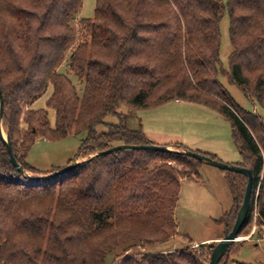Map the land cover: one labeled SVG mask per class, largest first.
<instances>
[{
    "label": "trees",
    "instance_id": "obj_1",
    "mask_svg": "<svg viewBox=\"0 0 264 264\" xmlns=\"http://www.w3.org/2000/svg\"><path fill=\"white\" fill-rule=\"evenodd\" d=\"M82 1L0 0L1 128L24 171L13 167L0 138V264H105L109 254L110 264H209L213 244L142 253L177 234L181 180L196 175L201 163L144 150L89 159L116 145H153L141 130L127 128L121 106L148 110L170 101L204 106L229 123L242 159L237 166L252 171L250 206L239 235L254 210L257 224L264 225V124L241 109L217 79L219 73L227 76L264 109V0H95L93 19H79L76 29ZM225 13L232 48L227 71L219 66ZM48 88L53 128L47 111L33 107ZM107 117L119 123L98 134L95 128ZM81 133L86 137L67 163H81L77 168L46 178L62 168L42 172L27 163L38 139ZM225 178L235 206L216 222L230 231L247 181L230 172ZM240 246L232 244L225 260Z\"/></svg>",
    "mask_w": 264,
    "mask_h": 264
},
{
    "label": "rangeland",
    "instance_id": "obj_2",
    "mask_svg": "<svg viewBox=\"0 0 264 264\" xmlns=\"http://www.w3.org/2000/svg\"><path fill=\"white\" fill-rule=\"evenodd\" d=\"M221 1L223 4L226 3V0ZM94 9L95 0H83L73 26L76 29L79 28L78 21L81 18L93 19ZM228 23V16L225 13L219 25V66L226 71L228 70V57L232 50L228 36ZM78 39L79 37L76 35L75 41L77 42ZM59 71L64 74L65 67L62 66ZM68 77L78 89H81L74 75L69 74ZM217 79L241 109L258 115L264 124V109L257 102L247 98L236 84L228 80L227 76L219 73ZM50 94L51 88H48L46 93L34 103L33 107L47 111L50 127L53 128L55 113L45 104ZM118 111L125 116L126 126L129 130L155 133L160 131L166 135L198 137L203 140L200 146H210L209 148H214L210 150H217L218 152L207 154L191 149L192 152L207 154L206 156L230 166H237L242 161L232 140L229 123L214 110L194 103L170 101L148 110H136L121 106ZM118 123L117 118L107 117L103 124L98 125L95 130L101 134L107 131V125H117ZM85 137L86 134L81 133L67 136L59 141L40 138L31 147L26 161L30 166L42 172L64 168L75 157ZM207 138L213 140L208 141ZM169 148L172 149V147ZM172 166L178 171H184L183 167L175 166V164ZM197 169L196 175L181 180L174 210L177 234L167 243L145 247L142 253H166L185 248H197L200 244H211L207 240L216 235H223L224 228L229 230L228 227L227 229L224 225L216 222L224 213L229 212L235 206L229 183L225 178V171L203 164ZM254 199L256 200V195H254ZM256 221L257 214L254 210L250 226L246 228L243 235L238 236V238H246V242L241 244L236 241L233 245L241 244L237 254L226 260L224 257L220 260L221 262L219 261L220 264H224V261L226 264H264V225H259ZM250 235L253 238L248 240ZM215 244L213 243V245ZM136 252H140V250L137 249ZM112 255L109 254L106 257L105 264L112 262Z\"/></svg>",
    "mask_w": 264,
    "mask_h": 264
},
{
    "label": "water",
    "instance_id": "obj_3",
    "mask_svg": "<svg viewBox=\"0 0 264 264\" xmlns=\"http://www.w3.org/2000/svg\"><path fill=\"white\" fill-rule=\"evenodd\" d=\"M2 114H3V100H2V94L0 91V138L2 139L3 143L6 146V149H7L9 158H10V162L13 165V167L16 169L17 172L24 173L22 167L16 162L12 154V150H11V147L8 141V137L4 135L2 131V128H1ZM124 150H144V151H153V152H161V153H176V154L194 159L203 165H208V166L223 170L225 172L236 173L246 178L247 183H246V187L244 191L243 201L237 212V216L232 226V229L230 231L225 230L223 238L220 239L215 244V247L213 248L210 258H209V264H218L219 261L228 252L229 247L232 244L236 243L237 238L239 236V231L247 217L249 206H250L251 194H252V171L251 169L243 168L239 166L226 165L206 155L192 152L187 149L174 150L166 146H157V145H146V146H132V145H124V144L116 145L105 151L96 153L95 155L91 156L89 160L95 157H98V156H104V155H107L113 152L124 151ZM80 165L81 163L79 162L70 163L69 165L62 168L60 171H57L49 175L46 178L58 177L64 174L65 172H68L74 168H77Z\"/></svg>",
    "mask_w": 264,
    "mask_h": 264
},
{
    "label": "crops",
    "instance_id": "obj_4",
    "mask_svg": "<svg viewBox=\"0 0 264 264\" xmlns=\"http://www.w3.org/2000/svg\"><path fill=\"white\" fill-rule=\"evenodd\" d=\"M175 103H179V101H175ZM141 132L153 145L171 147L174 146L175 144H180L190 151H192L191 149H195L197 151L207 154H214L218 152L217 150H210V149H214L213 147L209 148L210 146H205V147L200 146V143L203 140L199 139L198 137H190V136L185 137L184 135L181 136V135H171V134L166 135L164 133H161L160 131H158L157 133L151 131H141ZM207 140L209 141L213 139L207 138ZM201 147L204 148L205 150H203ZM224 232H225V228H224ZM223 236L224 234L216 235L215 237L208 239L207 242H210L211 244L217 243L220 239L223 238ZM237 241L238 243L244 244V242H246V238H238Z\"/></svg>",
    "mask_w": 264,
    "mask_h": 264
},
{
    "label": "built area",
    "instance_id": "obj_5",
    "mask_svg": "<svg viewBox=\"0 0 264 264\" xmlns=\"http://www.w3.org/2000/svg\"><path fill=\"white\" fill-rule=\"evenodd\" d=\"M256 195H257V194H256ZM252 238H253V236H251V235L248 236V240H250V239H252ZM258 241H259V240H258Z\"/></svg>",
    "mask_w": 264,
    "mask_h": 264
}]
</instances>
